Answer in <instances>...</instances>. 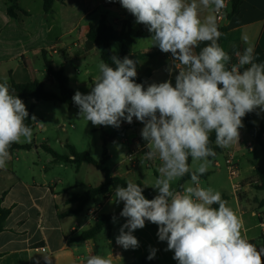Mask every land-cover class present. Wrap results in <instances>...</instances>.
Segmentation results:
<instances>
[{
    "label": "clouds",
    "instance_id": "clouds-1",
    "mask_svg": "<svg viewBox=\"0 0 264 264\" xmlns=\"http://www.w3.org/2000/svg\"><path fill=\"white\" fill-rule=\"evenodd\" d=\"M119 3L152 34L153 46L171 54L168 71L176 75L174 85L166 80L145 88L135 81L137 61L113 56L114 66L98 63L89 93L76 91L72 98L79 117L93 126L118 128L133 118L141 122L147 148L142 157L160 161L151 185L157 192L154 198L143 194L147 185L131 180L115 188L113 201L123 202L120 215L126 218L116 244L137 249L140 244L133 233L150 222L158 226V239L167 243L166 251L174 252L177 264H264V247L257 248L242 234L241 218L219 191L203 187L200 179L216 156L211 134L217 147L229 148L239 142L242 118L264 112V62H256L249 46L236 53V64H230L232 57L218 43L224 35L218 19L226 0ZM201 43L205 46L196 53ZM10 88L6 78L0 82V169L11 159L12 144L21 143V138L31 143L33 138V129L25 123L26 105ZM189 158L198 166L193 168ZM186 175L190 181L175 190L173 182ZM156 252L151 248L147 258L153 259ZM44 258L51 264L49 256ZM86 264H112V259L90 255Z\"/></svg>",
    "mask_w": 264,
    "mask_h": 264
},
{
    "label": "crops",
    "instance_id": "crops-1",
    "mask_svg": "<svg viewBox=\"0 0 264 264\" xmlns=\"http://www.w3.org/2000/svg\"><path fill=\"white\" fill-rule=\"evenodd\" d=\"M19 2L18 6L21 8ZM231 2L232 0H226V8L223 10V16L221 19H218L219 31L224 34L221 36L218 43L232 56V61L234 63H237L236 53H242L243 50L249 46L254 48L256 62H264V0H241L237 13L231 19H228L227 14L230 10ZM0 4L3 8V14L5 13L8 17L5 20L6 26L4 25V27H2V25H0V41L10 40V43L22 44L20 46L21 51L16 55H12V57L8 59H0V64L7 63V61L13 63V68L7 71L9 83L12 80L16 83H27L33 80L29 61L30 58L28 57L31 50H34L36 54L41 53L44 61L47 59L52 65L53 55L60 54L63 57H69L70 53L76 49L75 61L81 64L83 60L89 57L91 52L95 50L100 51L97 44L87 39V33L90 27H97L103 15L107 17L109 23L114 27V24H118L116 23L117 18L121 16L120 12L122 10L130 14L121 6L119 0H54L52 8L47 12L43 5V11L45 13H53L56 5L59 4V8H56L55 16H53L54 26L45 28L43 24H39V26L31 32L25 27L20 28V26H17V22L24 23L25 19L30 18L32 15L21 8L27 15L18 12V16L12 18L7 13L10 4L6 0H0ZM205 14L206 13L202 12L201 16L203 17ZM109 15L117 16L113 20L114 24L110 21ZM131 16L135 20V17L133 15ZM119 21H121V18L118 19V22ZM134 22L136 24H134L136 30L145 27L142 24L136 23V21ZM119 26V28H122L121 31H118V29L114 27L118 32L127 29V27L125 29L122 25ZM40 34L43 35L42 43L36 48L28 51L26 49L28 40H38ZM151 35L152 34L146 30L144 34L138 38L141 37L142 39L152 41L150 39ZM244 37H247V41H245ZM153 43L152 41L151 44L141 46L139 49L141 51H139L140 55L134 54L133 45L132 52L126 56L137 61V76L146 69L145 61L150 57L165 54L172 64L171 54L163 53L158 46H153ZM204 46L205 43H201L195 49V52L199 53ZM133 55H136V57H132ZM151 69L152 72L144 85L145 88L157 75L155 65ZM33 70L35 71L36 69L34 68ZM58 70H62L64 73L63 68H59ZM175 75V71L169 75V71L167 70L165 81L171 80L174 85ZM48 77L51 81L55 80L51 76ZM92 81L93 80H91V82ZM32 102L35 106L38 103L36 100ZM33 111L31 113V118ZM253 113L256 125L264 124V112ZM257 118H259V121H257ZM32 122L35 127L36 123H34V121ZM134 122L137 123L139 121L133 118L132 123ZM131 124L122 121L120 127H114V129L110 131L111 133H107L106 138L108 141L106 143V150L109 142L117 141V137L114 135L122 127ZM140 126L137 128H129L120 135L124 144H129L131 142V145H128V151L130 152L129 156L132 155V150L135 152L138 151L139 154L142 155L147 151V148L141 147L139 143L141 131H139L138 128ZM38 127L39 129L43 128L42 125H38ZM63 129H65L64 126ZM239 132L240 138L238 143L229 148H223L222 152L215 151L221 153L224 160L228 154L233 153L239 168V176L237 178L239 187L235 189L232 182V197L224 195L222 198H226L228 206L241 218L243 223L242 234L246 236L251 243L255 244L257 248H261L264 247V197L260 198L258 194L252 193V190L256 189L255 185L258 184L256 179V168L263 169L264 163L262 156H260L259 153L255 154L254 150L256 145L249 138L245 126L239 129ZM248 143L253 144L252 149L247 148ZM44 145L45 144H41V147H44ZM48 147L51 148L50 146ZM16 151L17 150L10 151L11 159L8 161L6 169H0L1 206L10 209V214L5 221L4 230L0 232V264H47L44 258L45 255L51 258V264H86V259L90 255H101L106 258H111L112 264L177 263V261L173 259L174 252L166 251L167 243L159 241L157 236L158 226L150 222H146L143 229H137L133 233L140 244L137 249L125 250L117 245L116 237L119 235L121 226L126 223V218L122 216L116 217L115 222L112 219L110 222V229L104 227L95 238L85 241H74L75 237L82 231L90 229L94 223L103 216L121 210L103 213L106 204L97 201V198L100 196H102L105 201L110 200L114 190L106 195L96 196L95 199L87 204L81 213L66 216L64 215L66 212L76 207V203L69 202L70 195L74 192L61 187L63 180L57 173V167L61 168L63 164L74 163L54 161V158L49 161L50 166L46 164L39 166V164L35 162L33 166L26 165V172L30 174V177H26L25 173H20L19 171V164L23 161H21L19 155L15 153ZM66 155H70V152ZM70 158H72V156ZM108 158L109 154L107 151L106 161ZM133 160V162L130 160L129 162L132 167H136L138 159H135L134 155ZM212 162L214 169L219 170L222 164L218 159L214 158ZM82 164L77 166V169H79ZM244 165H246V170L243 171L242 166ZM111 171L114 176L124 178L126 181H129L126 179L127 176L133 174V170L129 169L127 165H125L124 173L118 169H111ZM209 173L210 172L207 171L203 174L200 177L201 181L202 179L206 180L209 177ZM188 181H190V179L185 181L182 185ZM180 190L182 189L179 184V191ZM250 193L252 194L251 196H249ZM125 231H127V229H125ZM42 247H45L46 251H42ZM151 248L157 249V252L155 257L149 260L147 257L150 254Z\"/></svg>",
    "mask_w": 264,
    "mask_h": 264
},
{
    "label": "rangeland",
    "instance_id": "rangeland-1",
    "mask_svg": "<svg viewBox=\"0 0 264 264\" xmlns=\"http://www.w3.org/2000/svg\"><path fill=\"white\" fill-rule=\"evenodd\" d=\"M3 2V1H2ZM20 6L22 9L27 11L30 15V18L25 19V22H17V26L25 27L31 32L36 29L39 24H43L45 28L54 26V17L56 13V8H59V4L56 5L54 12L45 13L43 11V0H20ZM121 16L117 18L118 24H114L113 20L117 16L109 15L110 21L114 24V27L121 31L122 28H119V25L125 27L132 25L136 30L135 20L132 18L131 14H127L123 10L120 12ZM8 17L3 14V8L0 4V25L6 26L5 20ZM121 18V21L118 22V19ZM135 24V25H134ZM5 30V29H4ZM43 35L40 34L39 39H30L27 42L26 49L36 48L43 41ZM152 41L147 39L138 38L134 44V54L140 55L141 52L139 49L145 44H151ZM22 44L10 43V40H1L0 41V59H8L12 55H16L21 51ZM74 49L70 53L69 57H63L62 55H53L52 56V66L54 69L58 70L63 68L64 73L69 78V86L73 89L74 94L76 91H80L83 94H88L90 87L92 86L91 80L98 74V63L101 61L99 58V50L91 52L86 60H83L81 64L76 63V53ZM140 51V52H139ZM112 53L113 56L119 58L120 54V43L114 42L112 44ZM30 58V67L32 72V77L35 80L42 82L47 90L59 94V88L55 80H49L46 74L45 61L41 53L36 54L34 50L29 52ZM132 57H136L133 55ZM7 61V63L0 64V81L6 78L9 81V76L7 71L13 68V63ZM146 69L152 68L154 65L157 70V75L150 82L151 83H160L165 81V76L168 70V67L171 65L170 59L164 55H157L150 57L145 61ZM36 69L35 71L33 69ZM145 69V70H146ZM79 110L71 108L66 104L60 103L58 101H40L36 104L33 111V115L36 117L35 127L33 128V138L32 142L34 145L30 150H17V153L21 159L19 164L20 173H25L26 177H30V174L26 171V165L33 166V163H38L39 166L46 164L50 166L49 161L53 159V156L48 153L44 147H41V144H45L54 149L58 154L66 155L69 154L70 148L68 145L73 146L78 152H87L94 159L102 160L103 159V150H104V138L107 133H111L114 127L112 126H93L91 122H87L83 118H80L78 115ZM259 116V115H258ZM263 117V116H262ZM264 118V117H263ZM262 118V119H263ZM259 121V118H257ZM38 125H42L43 128L39 129ZM63 126L65 129H63ZM144 125H141L138 129L142 130ZM116 142H109L107 144V151L109 158L106 161V166L113 169H118L122 173L125 172V165L129 169L133 170V174L127 176L126 179L135 181H142L147 187H151L155 179L159 175L158 169L160 161L152 160L148 161L143 159L142 154L132 150V158L134 155L135 159H138V164L136 167H132L129 162V151L128 145L124 144L120 136H116ZM18 144H31L23 142ZM130 141V140H129ZM36 145V146H35ZM44 145V146H45ZM36 147V148H35ZM255 154H260L262 156L259 146L256 145ZM217 158L218 161L222 164L219 170L214 169L213 159ZM211 159V164L208 171L209 177L205 180L202 179L201 185L203 187H212L213 189L219 191L224 195L232 197V181L229 178V173L226 168L224 157L221 153L216 152V156ZM263 159V157H262ZM196 164H191L193 168L198 166ZM245 166H242L243 171L246 170ZM57 173L61 176L63 180L62 188L73 191L74 193H82L87 191L90 187H95L99 185L104 180V174L93 164L84 163L82 166L77 169L75 164H63V167H57ZM257 179V174H256ZM189 182V181H188ZM187 183V182H186ZM185 183V184H186ZM180 179L173 182V188L179 191ZM217 186V188H216ZM152 188V187H151ZM252 193L258 194L260 198L264 197V191H259L253 189ZM252 194L250 193L249 196ZM114 193L111 195V199L105 201V199L100 196L97 198V201H101L106 204V208L103 213H111L113 211H118L122 208L123 202L117 204L113 201Z\"/></svg>",
    "mask_w": 264,
    "mask_h": 264
},
{
    "label": "trees",
    "instance_id": "trees-1",
    "mask_svg": "<svg viewBox=\"0 0 264 264\" xmlns=\"http://www.w3.org/2000/svg\"><path fill=\"white\" fill-rule=\"evenodd\" d=\"M10 6L7 9V13L10 17L16 18L18 16V12L27 15L24 10H22L18 6L19 0H6ZM241 0H232L230 5V10L227 14V18L231 19L238 10V6ZM44 2V9L47 12L49 9L52 8L54 0H43ZM147 30L146 27L141 28L140 30H135L132 25H128L127 29L122 32H118L113 25L109 23L107 17L105 15L102 16L99 25L97 27H90L87 33V39L91 42L97 44L100 48L99 56L100 60L112 65L111 57H113L112 53V44L114 42L120 43V54L119 58L122 60L124 57L129 55L132 52L133 45L136 39L143 35L144 32ZM236 64V63H234ZM45 67L46 73L48 76H51L55 79L57 86L59 88V94L51 92L47 90L45 85L33 79L27 83H16L13 80L9 83L11 88L10 91L13 95H17L26 105L27 111L29 113V120H26L25 123L30 126L32 129L34 128L33 122L31 120V113L35 108V104L32 102L33 100L36 101H58L60 103L66 104L71 108H75L77 110L78 107L73 102L74 91L69 86V79L66 77L62 70H55L51 63L45 59ZM152 69H146L140 75L135 78L137 83H141L143 85L146 84L147 79L150 77ZM243 119L244 126L249 138L255 143V145L259 146L264 163V140L262 138L264 132V124L256 125L254 121V113L247 114ZM142 125L141 122L132 123L131 125H127L122 127L114 136L122 135L127 129L129 128H137L138 126ZM107 138H104V150H103V159L96 160L94 159L89 153L87 152H78L73 146L68 145L70 148V155H60L56 153L53 149L49 148L48 146H44V149L50 153L54 161H63L65 163H74L76 166L81 165L82 163H89L96 166L100 171L104 174V181L95 186L89 188L87 191L82 193H71L69 202L76 203L75 209L66 212L64 215H77L81 213L87 204L96 198L98 195H106L110 191L115 190V188L119 186L126 187L127 181L124 178L114 176L112 171L109 167L105 166V161L107 158V150H106V143ZM210 147L213 148L214 151L222 152L223 148L217 147L215 144V134L212 133L210 136ZM139 143L141 147H146V142L143 140L142 136L139 138ZM32 144H12L9 151L14 150H28L32 147ZM72 156V158H70ZM191 158H189V164H191ZM257 174V181L258 184L255 185L256 189L264 190V166L263 169L256 168ZM190 179V176L186 175L185 177L181 178L180 180V188L181 185ZM135 183L144 184L141 181H137ZM146 198L152 199L157 194L156 190L151 187H144V192ZM226 201V198H223ZM214 207H217L214 205ZM123 207L119 212L105 215L100 218L98 221L94 223V225L88 229L82 231L77 237L74 238V241H85L88 239L95 238L104 227H108L110 229V222L113 217L121 216L120 213ZM10 214V209L3 208L1 206V199H0V232L4 230L5 221ZM177 264V263H175Z\"/></svg>",
    "mask_w": 264,
    "mask_h": 264
},
{
    "label": "built area",
    "instance_id": "built-area-1",
    "mask_svg": "<svg viewBox=\"0 0 264 264\" xmlns=\"http://www.w3.org/2000/svg\"><path fill=\"white\" fill-rule=\"evenodd\" d=\"M222 16H223V12L220 15L219 19H221ZM230 64H234V62L232 61V59H231ZM262 138L264 140V132H263ZM247 148L252 149L253 148V144L252 143H248ZM129 160L131 162L134 161L133 158H132V155L129 156ZM225 164H226V168H227L228 173H229V177H230V179L233 182V186H234L235 189H237L239 187V184L237 183V178L239 176V168L237 166V162H236V159H235V155L233 153L232 154H228V156L225 159ZM41 250L42 251H46V248L45 247H42Z\"/></svg>",
    "mask_w": 264,
    "mask_h": 264
}]
</instances>
